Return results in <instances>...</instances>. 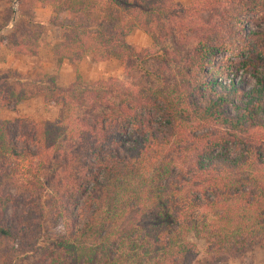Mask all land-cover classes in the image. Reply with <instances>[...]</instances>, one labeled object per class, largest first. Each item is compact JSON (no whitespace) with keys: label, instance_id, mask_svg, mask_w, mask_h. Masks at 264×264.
<instances>
[{"label":"trees","instance_id":"16d2710c","mask_svg":"<svg viewBox=\"0 0 264 264\" xmlns=\"http://www.w3.org/2000/svg\"><path fill=\"white\" fill-rule=\"evenodd\" d=\"M0 2L13 52L39 54L37 9L51 6L55 63L116 58L143 81L0 72L1 108L39 95L64 108L29 131L0 125V188L18 191L0 192V206L28 209L16 228L0 223L17 259L191 264L193 234L212 263L264 248V0ZM138 27L154 51L128 41Z\"/></svg>","mask_w":264,"mask_h":264},{"label":"rangeland","instance_id":"374dc122","mask_svg":"<svg viewBox=\"0 0 264 264\" xmlns=\"http://www.w3.org/2000/svg\"><path fill=\"white\" fill-rule=\"evenodd\" d=\"M178 1L185 5L191 3V0ZM14 8L17 13L19 4L15 3ZM4 9V3L0 2V22ZM52 15L53 8L51 6L39 7L37 9V20L42 22L45 27L38 55L13 52V50L0 42V72H5L9 69L16 70L21 77L27 79L42 78L53 81L61 86H69L79 76L85 84H91L97 80L108 79L110 77H118L125 81L137 80L143 83L142 75L139 72L131 70L130 74L126 73L125 63L116 58L96 61L93 55H90L77 64H74L69 59L64 60L62 65L55 63L54 49L62 38L59 30L49 23ZM14 23L12 21L10 27L0 31V34L10 32L9 30L13 28ZM128 41L139 50L143 48L155 50L152 37L140 27L130 34ZM245 79L250 82L248 78ZM63 114L64 108L62 105L50 106L46 103L44 96L39 95L15 104L11 109L0 107V125L7 126L11 132L16 134V132L21 133V129L29 131L33 123L54 121L61 118ZM22 166L21 168H25L26 165ZM12 168H14V164ZM17 173H20L19 169H16ZM0 192L16 195L18 191L13 186H2ZM27 212L28 209L23 208V206L10 205L4 208L0 206V223L11 224L16 228L19 226V223L21 224ZM54 231L56 233V230ZM14 233L17 234L16 232ZM190 239L196 242L199 248L198 257L191 261V264H264V248L260 246L254 252L248 253L243 259H230L212 263L210 258H208L207 242L196 238L194 234L190 236ZM17 248L18 245L15 241H2L0 243V264H39L41 254L17 259V255L20 254ZM14 259L15 262L13 263Z\"/></svg>","mask_w":264,"mask_h":264},{"label":"crops","instance_id":"0c3cea01","mask_svg":"<svg viewBox=\"0 0 264 264\" xmlns=\"http://www.w3.org/2000/svg\"><path fill=\"white\" fill-rule=\"evenodd\" d=\"M82 61H83V60H82ZM82 61H81V62H82ZM80 65H82V64H80Z\"/></svg>","mask_w":264,"mask_h":264}]
</instances>
